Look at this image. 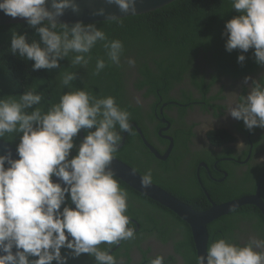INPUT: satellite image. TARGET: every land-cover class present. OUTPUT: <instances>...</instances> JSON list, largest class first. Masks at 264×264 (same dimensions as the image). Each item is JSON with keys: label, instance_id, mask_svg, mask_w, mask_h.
I'll list each match as a JSON object with an SVG mask.
<instances>
[{"label": "clouds", "instance_id": "9594fccd", "mask_svg": "<svg viewBox=\"0 0 264 264\" xmlns=\"http://www.w3.org/2000/svg\"><path fill=\"white\" fill-rule=\"evenodd\" d=\"M103 2L116 5L123 14L137 13L138 0ZM231 4L240 14L225 25L226 51L247 53L254 49L255 62L264 66V0H231ZM68 9L78 13L77 0H0V11L25 20L39 36V41L29 42L26 36L13 33L11 53L34 62L33 71H51L70 56L72 67L86 66L89 54L102 44L107 61L119 66L122 41L110 40L95 24L60 23ZM92 14L105 17L106 22L122 20L103 7ZM245 59L239 55L237 62L243 64ZM128 63L134 65L135 61ZM106 66L105 59L98 58L94 74L99 75ZM76 79V72L65 71L61 86L69 88ZM249 80L245 77L244 82ZM262 80H253L248 95L228 106V115L243 121L249 131L264 129ZM41 101L42 96L31 90L18 100L0 99V141L6 134L20 136L16 147L19 159H13L11 151L0 154V264H68L69 257L82 254L93 257L96 264H118L100 245H118L135 236L125 214L128 193L111 169L121 145L120 132L131 130V114L114 97L97 98L83 89L61 95L46 113L34 108ZM84 130L88 133L85 137ZM79 133L82 142L77 155L69 158ZM53 177L64 186L53 182ZM140 186H152L151 170L142 177ZM68 199L74 208L67 206ZM208 199L212 202L209 195ZM257 249H264V239L251 238L243 246L218 239L206 255L199 256L198 264H264V251ZM151 264H164V258L157 256Z\"/></svg>", "mask_w": 264, "mask_h": 264}, {"label": "trees", "instance_id": "16d2710c", "mask_svg": "<svg viewBox=\"0 0 264 264\" xmlns=\"http://www.w3.org/2000/svg\"><path fill=\"white\" fill-rule=\"evenodd\" d=\"M239 14L232 8L231 0H177L154 12L123 18L120 22L89 23L101 28L110 40L122 41L124 52L120 65H112L108 62L102 44H98L89 54L91 59L86 66L72 67L70 56L60 61V68L51 71L43 69L33 71L32 64L34 62L11 53L12 34L24 35L29 42L39 41L35 29L30 28L27 23L0 26V99L18 100L25 91H35L42 96V101L34 108L40 107L41 111L46 113L51 105L59 102L61 95L68 91L83 89L97 98L114 97L117 104L131 114L130 126L135 123L141 127V107L132 106L131 86L137 90L148 89V96L164 98L170 90L176 89L185 78H189L193 86L200 88L206 95L210 91V85L207 86L206 82L198 80L201 78L198 76V71L202 64L207 63L219 71L229 70L234 76L262 67L255 62L254 49H250L247 53L238 49L229 53L225 49L227 41V36L224 34L225 25ZM239 55L246 57L243 64L237 62ZM98 58H104L107 66L99 75H95ZM130 59L135 61L134 65L128 63ZM65 71L77 73V79L72 82L69 88H64L60 83L61 76ZM134 71H137V77ZM181 91L192 94L189 88L181 89ZM116 130L120 132L118 126ZM124 133L120 132L121 142ZM87 134V130H84V137ZM79 135L80 133L74 138L76 147L72 150L69 158L77 155V149L82 142ZM3 141L8 142L16 149L20 142V136L6 134ZM136 151L140 153V156L134 155L133 159L138 162V167L123 158L126 153L134 154ZM141 156H145L149 160L156 161L157 159L149 152L136 129L131 128L126 137L124 148L117 151L114 157L122 160L144 176L152 167L150 164L140 162ZM193 162L190 165L189 174L195 176L198 162ZM210 165L212 166V164ZM170 169L175 172L177 168L170 166ZM203 174L202 170V177ZM181 175L184 174L181 173ZM251 179L254 182L250 188L252 192H245L242 185L236 186L234 189V186L229 184V187L227 182L221 186L208 188L212 202L220 205L253 195L258 186L262 189L264 199V176L258 175L255 180ZM117 180L120 187L128 193V199L139 198L138 200H141L142 207L136 208L131 203L128 205L127 210L130 209L128 212L135 215L139 212L144 214L145 220L141 222L142 226L153 222L158 213L161 215V220H164L167 225L173 226L174 229H182L184 241L176 243L175 249L183 257L184 264H198L190 225L168 208L138 193L119 179ZM152 182L197 212H205L212 208L210 199L204 197L201 191L193 193L192 190H188L190 188L185 186L180 176L173 181L167 180L166 184L158 182L157 177H152ZM67 206H74L70 199L67 200ZM246 222L252 223L257 228L261 226L260 229H262L264 216L258 208L244 206L216 220L208 227L210 235L208 248L218 239H226L236 244L235 231L239 230L240 226ZM61 252H66V250L62 249ZM30 259L35 258L30 257Z\"/></svg>", "mask_w": 264, "mask_h": 264}, {"label": "flooded vegetation", "instance_id": "af4514ba", "mask_svg": "<svg viewBox=\"0 0 264 264\" xmlns=\"http://www.w3.org/2000/svg\"><path fill=\"white\" fill-rule=\"evenodd\" d=\"M134 73L137 77V71ZM198 76L201 77L199 81L210 85V91L206 95L187 78L164 98L148 96V89L137 90L134 86L130 87L132 106L141 107L142 125L137 126L149 144L164 157L163 160L154 155L158 159L155 161L141 156L140 162L151 165L152 177H157L158 182L166 184L167 180L173 181L180 176L185 186L190 188L188 190L193 193L201 191L206 198L210 196L208 188L221 186L225 182L242 185L245 192H252L250 188L254 182L251 178L255 180L258 175H264V129L249 131L243 121L230 117L227 110L230 103L239 102L248 95L253 80L264 78V66L234 76L229 70L219 71L206 63L201 65ZM245 77H250L247 84L244 82ZM186 88L192 94L181 91ZM138 135L140 136L139 133ZM140 138L142 140L141 136ZM171 140L174 146L170 151ZM138 145L140 146L139 142ZM148 150L154 154L149 148ZM134 155L140 156V153L128 152L123 158L138 167V162L133 159ZM193 161L198 162L195 176L189 174ZM170 166L177 168L175 172ZM138 199H128V205L132 203L136 208L142 207L141 200ZM128 211L130 209L125 214L131 221L128 227L135 230L134 238L121 241L118 245L101 244L102 250L109 251L118 264H151L157 256L164 258V264H184L183 257L175 249L176 243L184 241L182 229L167 225L158 213L153 222L142 226L145 215L140 212L135 215ZM260 227L249 222L242 224L235 231L236 245L243 246L251 238L264 239V225L262 229ZM68 264H96V261L88 254H82L75 259L69 257Z\"/></svg>", "mask_w": 264, "mask_h": 264}, {"label": "water", "instance_id": "95a60500", "mask_svg": "<svg viewBox=\"0 0 264 264\" xmlns=\"http://www.w3.org/2000/svg\"><path fill=\"white\" fill-rule=\"evenodd\" d=\"M175 1L177 0H138L136 6L137 13L135 15H131L130 13H121L116 5L105 4L103 0H77L80 9L79 12L74 13L71 9L65 10L64 15L60 18L59 22L66 23L68 25H72L76 22H83L84 24L106 22L105 17L94 16L92 14L95 10H98L101 7L105 8L107 13L123 19L131 16L154 12ZM20 23L27 22L19 18L13 19L9 16H6L2 11H0V26ZM131 128H135L138 131V133L142 137V140L144 141L146 146L154 153V155H156L159 159L164 160V157L161 156L156 151V149H154V147L149 144L142 130L136 124H132ZM127 135L128 132H125L123 135L122 143L120 146H118V150L125 145ZM171 141L172 143L170 146V151L174 146L173 140ZM5 151H11L12 158L19 159L16 153V149L13 146H11L8 142L0 141V154H4ZM111 169L115 173V178L127 184L138 193L168 208L190 225L197 251V258H199V256L201 255H206V250L208 249L210 238L208 227L211 223L224 216L229 215L230 213L244 206H254L258 208L264 216V199L262 198L260 186L258 187L257 192L253 195L246 196L241 199L232 200L220 205L212 202L211 209L205 212H197L191 206L174 197L172 194L153 182L150 188H141L140 181L143 176H141L132 167L123 163L115 157L111 165ZM53 182H59L61 183L62 187L64 186L63 182L59 181L55 177H53ZM13 252H15V249H13Z\"/></svg>", "mask_w": 264, "mask_h": 264}, {"label": "rangeland", "instance_id": "374dc122", "mask_svg": "<svg viewBox=\"0 0 264 264\" xmlns=\"http://www.w3.org/2000/svg\"><path fill=\"white\" fill-rule=\"evenodd\" d=\"M131 85H132V84H131ZM131 87H132V86H131ZM263 176H264V175H263ZM225 183H226V182H225ZM223 184H224V183H223ZM227 184H228L229 187H230V185H232V186H234V189L236 188V184L233 185V184H230V183H228V182H227ZM229 184H230V185H229ZM232 191H233V190H232Z\"/></svg>", "mask_w": 264, "mask_h": 264}]
</instances>
